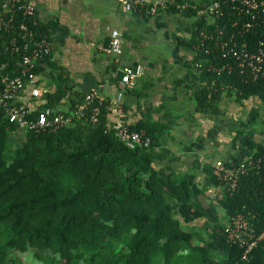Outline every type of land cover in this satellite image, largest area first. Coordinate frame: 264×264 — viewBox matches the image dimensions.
Segmentation results:
<instances>
[{"label":"trees","instance_id":"trees-1","mask_svg":"<svg viewBox=\"0 0 264 264\" xmlns=\"http://www.w3.org/2000/svg\"><path fill=\"white\" fill-rule=\"evenodd\" d=\"M178 1L189 7L166 10L196 17L191 38L176 36L174 41L196 50L191 82L198 110L207 111L224 99L264 96V78H255L232 55L223 56L231 48L260 52L261 8L247 13L241 4L239 14L238 4L230 0H206V6L197 7ZM217 9L223 14L208 12ZM2 10L0 4V15ZM15 19V32L0 36V85L4 76L21 75L25 39L19 23L47 34L37 15ZM14 38L19 50L12 46ZM51 53L36 66V75ZM58 87L40 109L20 100L27 86L7 104L0 102V264H26V256L41 264H264V240L245 257L246 246L231 241L226 232L239 216L255 234L264 232V141L246 130L260 119L257 109L237 132L240 148L252 155L224 161L227 166L247 162L248 172L232 190L211 164L204 167L203 185L194 174L158 166L161 128L145 120L133 126L111 122L103 101L94 100L82 118L73 117L60 128L33 129L10 120L13 106H29V121L46 107L53 111L65 91L59 80ZM85 96L78 95L65 113H74ZM119 122L150 137V144L127 145L113 127ZM212 187L216 193L210 197Z\"/></svg>","mask_w":264,"mask_h":264},{"label":"crops","instance_id":"crops-1","mask_svg":"<svg viewBox=\"0 0 264 264\" xmlns=\"http://www.w3.org/2000/svg\"><path fill=\"white\" fill-rule=\"evenodd\" d=\"M127 1L36 0V15L52 44L49 59L37 73V85L48 93L34 97L27 85L20 100L40 109L47 105L48 95L57 92L59 80L65 91L53 108L67 112L78 95L98 90L108 105L109 121L133 126L145 120L161 128L158 166L194 174L203 185L205 165L252 155L240 148L237 132L257 109L252 102L264 103V96L224 99L207 111L198 110L191 82L196 50L174 41L176 36L191 38L196 17L169 10L151 16L132 13L124 7ZM187 1L196 7L207 5L206 0ZM110 29L121 33L119 57L102 49L110 44ZM137 64L146 67L144 74L135 89H123L121 67ZM259 121L246 130L262 142L264 121ZM215 193L212 187L210 197Z\"/></svg>","mask_w":264,"mask_h":264},{"label":"built area","instance_id":"built-area-1","mask_svg":"<svg viewBox=\"0 0 264 264\" xmlns=\"http://www.w3.org/2000/svg\"><path fill=\"white\" fill-rule=\"evenodd\" d=\"M237 3V8L242 13L241 4L245 5V11L247 13L253 10H259L264 12V0H230ZM2 4V14L0 15V36L4 31L15 32L18 24H16V16L22 15L23 17H34L37 14L36 0H0ZM217 7L221 4L216 3ZM124 7L129 12L142 11L147 15H155L167 8H176L182 11L189 7L188 3H181L178 0H128ZM212 14L219 16L222 15V10H209ZM215 19V17H211ZM19 29L23 32L22 37L25 39V44L22 46L24 54L22 60L19 61L21 66V75L10 78L8 76L2 77L1 82L3 88H0V102L7 104L10 99L18 97L25 89L27 85L32 86V96L41 97L48 93V90L42 89L37 85V75L34 73V69L41 62L44 61L51 53L52 44L48 34H37V32L31 28L26 22L19 23ZM13 30V31H12ZM206 33V32H205ZM204 32L205 37H208ZM111 40L107 48L102 47L105 51L113 53L118 57L122 54V40L121 33L117 29H110ZM264 46V43L262 42ZM12 46L14 49L19 50L16 38L12 40ZM260 48V52L251 53L248 50H232L230 52H224V57L232 55L237 58L240 66L243 68H249L251 75L255 78H264V47ZM226 48V47H225ZM207 53L209 49H205ZM230 58V57H229ZM200 67V64H197ZM227 67V65H224ZM145 66L142 64L123 65L121 67V84L126 90H133L136 87L137 80L145 72ZM228 68L232 70V64L228 65ZM1 83V85H2ZM0 85V87H1ZM94 100L102 99L98 90H92L88 92L78 106V109L72 114H66L65 112L55 113L51 108L46 107L41 110L34 121H29L27 115L33 110L29 106L22 105L20 107L13 106L9 110L10 120L17 122L21 127H28L33 129H45V128H60L66 126L71 122L73 117L82 118L85 110L93 103ZM98 107L94 108L92 117L95 121L98 114ZM120 138L131 147L147 146L150 144V137H144L142 133L132 130L128 125L124 123H116L113 126ZM248 161V160H247ZM252 165H257L258 161L250 160ZM255 162V163H254ZM248 172L247 162L243 161L239 165L227 166L223 161H217L215 165V174L222 180L228 181L230 188L234 190L237 187L238 179L241 174ZM226 232L231 241L240 242L241 245L246 246L245 257L247 254L259 243L264 240V232L261 234H255L254 229L251 228L248 222L239 216L234 219L232 226L226 228Z\"/></svg>","mask_w":264,"mask_h":264},{"label":"rangeland","instance_id":"rangeland-1","mask_svg":"<svg viewBox=\"0 0 264 264\" xmlns=\"http://www.w3.org/2000/svg\"><path fill=\"white\" fill-rule=\"evenodd\" d=\"M254 105V107L257 108L259 114H260V119L261 121H259L258 123H263L262 121H264V103H258L256 104L255 102H252ZM24 261V260H23ZM26 264H41V262H37V261H33L31 256H26V260L24 261Z\"/></svg>","mask_w":264,"mask_h":264}]
</instances>
